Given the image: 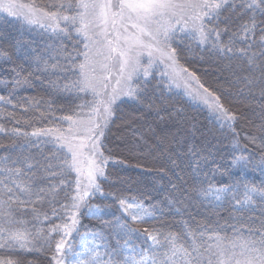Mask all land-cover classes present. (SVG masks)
Here are the masks:
<instances>
[{
	"label": "snow or ice",
	"instance_id": "6c2138e0",
	"mask_svg": "<svg viewBox=\"0 0 264 264\" xmlns=\"http://www.w3.org/2000/svg\"><path fill=\"white\" fill-rule=\"evenodd\" d=\"M0 20L52 41L0 42V264H264V181L240 175L264 174V0H0ZM173 97L223 139L148 125L115 144L124 105L194 127ZM149 139L175 145L157 195L112 171ZM228 205L231 235L195 220Z\"/></svg>",
	"mask_w": 264,
	"mask_h": 264
},
{
	"label": "trees",
	"instance_id": "16d2710c",
	"mask_svg": "<svg viewBox=\"0 0 264 264\" xmlns=\"http://www.w3.org/2000/svg\"><path fill=\"white\" fill-rule=\"evenodd\" d=\"M43 30L36 29L35 31L21 30V26L17 24L6 23L4 20H0V42L5 40L7 36V45L10 46L12 42H15L17 39H23L24 41L31 44L33 48L43 49L46 42L51 43L52 41L48 40V34H41ZM195 69L201 73H207L206 78L208 80H214L216 73L213 68H210L208 63L195 60L192 61ZM8 72H0V77L8 76ZM0 94H4V90L0 88ZM26 96L30 95H45L42 89H28L24 92ZM170 106L174 105L176 107H182L185 110V115L189 118V123L194 125V127L185 128L180 123L175 120L160 121L156 118L155 113H146L140 110H134L127 105H124L120 112L118 113V118L114 127L112 128V137L115 144L121 143V137L131 138V128H141L145 130L148 125H152L157 132L161 130H171L178 135H187L188 139L193 143L200 145L206 144L208 141H213L216 139H223L220 132H218L210 120L208 119L207 113L203 111H197L196 106L191 103H185L183 99H178L173 97L169 102ZM255 119V117H253ZM250 127V125H248ZM148 146L152 149V152L149 153L147 148L145 149L144 155L131 156L125 152H121L117 147L114 149L116 158L123 159L125 161L124 166L117 164L112 168L113 176L120 177L126 180L131 181L132 187L139 186L140 188H147L149 190H154L153 195L158 194V190L161 186H167V178L161 179L163 171L161 166L167 167L166 155L169 153L171 147L175 145L161 144L157 147V144L152 140H148ZM217 147L221 148L222 159L219 163L224 167L221 171H225L228 163V148L227 143L217 144ZM233 170L225 171L223 176H217V180H223L228 178V172ZM171 176V173H168ZM183 175V173H182ZM244 179L249 183L255 185H260L264 181V174H261L259 169H252L251 166L249 169L240 174ZM175 179V177H172ZM231 206L220 208L218 211H208L206 208H198L194 210L193 214L196 221L208 224L209 221H212L209 224V227H214L218 221L222 225L228 235L232 234V230L228 224L229 211L228 209ZM108 212L116 211L115 207L107 209ZM207 217V219H205ZM110 218V217H106ZM169 222H173L172 217H168ZM83 224L88 228H96L99 226V222L96 220H90L87 217L84 218ZM38 264H44L43 259L41 258L38 261Z\"/></svg>",
	"mask_w": 264,
	"mask_h": 264
},
{
	"label": "rangeland",
	"instance_id": "374dc122",
	"mask_svg": "<svg viewBox=\"0 0 264 264\" xmlns=\"http://www.w3.org/2000/svg\"><path fill=\"white\" fill-rule=\"evenodd\" d=\"M25 2H27V0H25Z\"/></svg>",
	"mask_w": 264,
	"mask_h": 264
}]
</instances>
